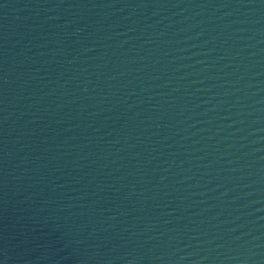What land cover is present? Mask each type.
I'll return each mask as SVG.
<instances>
[{
    "label": "water",
    "instance_id": "obj_1",
    "mask_svg": "<svg viewBox=\"0 0 264 264\" xmlns=\"http://www.w3.org/2000/svg\"><path fill=\"white\" fill-rule=\"evenodd\" d=\"M0 264H264V0H0Z\"/></svg>",
    "mask_w": 264,
    "mask_h": 264
}]
</instances>
